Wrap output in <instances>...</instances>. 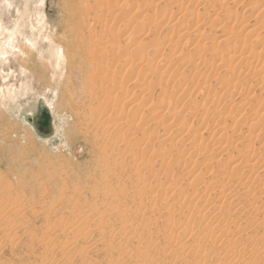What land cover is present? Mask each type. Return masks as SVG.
<instances>
[{
  "label": "rangeland",
  "instance_id": "rangeland-1",
  "mask_svg": "<svg viewBox=\"0 0 264 264\" xmlns=\"http://www.w3.org/2000/svg\"><path fill=\"white\" fill-rule=\"evenodd\" d=\"M0 21V264H264V0Z\"/></svg>",
  "mask_w": 264,
  "mask_h": 264
},
{
  "label": "bare ground",
  "instance_id": "bare-ground-1",
  "mask_svg": "<svg viewBox=\"0 0 264 264\" xmlns=\"http://www.w3.org/2000/svg\"><path fill=\"white\" fill-rule=\"evenodd\" d=\"M10 1V0H9ZM3 24V23H2ZM1 24V21H0V37H3L5 38L7 34H4L5 31H8L6 27H4L3 25ZM6 28V29H5ZM6 33V32H5ZM2 47L6 48V50H2ZM4 48V49H5ZM7 50H8V46H6V44L4 42H0V54L3 55L5 53H7ZM4 51V53H3ZM43 100L40 99L39 100V103L41 104L42 107H44L46 109V112L50 113L52 111V103L48 101V99L43 96Z\"/></svg>",
  "mask_w": 264,
  "mask_h": 264
},
{
  "label": "water",
  "instance_id": "water-1",
  "mask_svg": "<svg viewBox=\"0 0 264 264\" xmlns=\"http://www.w3.org/2000/svg\"><path fill=\"white\" fill-rule=\"evenodd\" d=\"M41 110H42V111H44V112H46V109H45V108H43V107L41 108Z\"/></svg>",
  "mask_w": 264,
  "mask_h": 264
}]
</instances>
